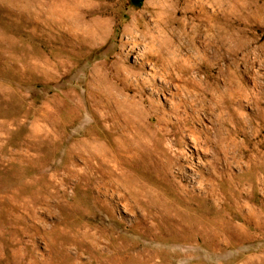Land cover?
I'll list each match as a JSON object with an SVG mask.
<instances>
[{
    "label": "rangeland",
    "instance_id": "1",
    "mask_svg": "<svg viewBox=\"0 0 264 264\" xmlns=\"http://www.w3.org/2000/svg\"><path fill=\"white\" fill-rule=\"evenodd\" d=\"M0 264H264V0H0Z\"/></svg>",
    "mask_w": 264,
    "mask_h": 264
}]
</instances>
